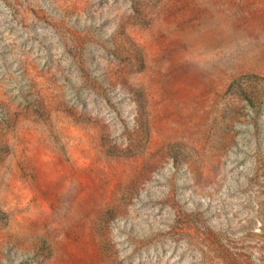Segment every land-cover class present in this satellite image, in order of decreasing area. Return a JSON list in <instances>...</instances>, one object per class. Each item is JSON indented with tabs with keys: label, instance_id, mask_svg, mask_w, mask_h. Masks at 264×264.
Here are the masks:
<instances>
[{
	"label": "rangeland",
	"instance_id": "rangeland-1",
	"mask_svg": "<svg viewBox=\"0 0 264 264\" xmlns=\"http://www.w3.org/2000/svg\"><path fill=\"white\" fill-rule=\"evenodd\" d=\"M0 264H264V0H0Z\"/></svg>",
	"mask_w": 264,
	"mask_h": 264
}]
</instances>
